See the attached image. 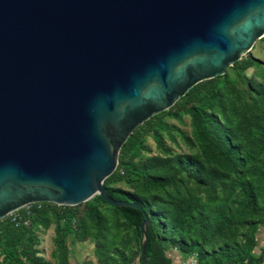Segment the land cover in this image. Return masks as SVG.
Segmentation results:
<instances>
[{"label": "water", "instance_id": "water-1", "mask_svg": "<svg viewBox=\"0 0 264 264\" xmlns=\"http://www.w3.org/2000/svg\"><path fill=\"white\" fill-rule=\"evenodd\" d=\"M262 37L264 0H0V221L94 196L139 209L103 186L127 138Z\"/></svg>", "mask_w": 264, "mask_h": 264}, {"label": "rangeland", "instance_id": "rangeland-1", "mask_svg": "<svg viewBox=\"0 0 264 264\" xmlns=\"http://www.w3.org/2000/svg\"><path fill=\"white\" fill-rule=\"evenodd\" d=\"M209 82L210 93L199 88L187 104L164 111L139 136L131 134L128 157L117 163L127 174L103 183L150 206L160 252L170 264L192 253L203 264L253 262L264 249V37ZM191 107L213 118L214 136L225 134L244 156L235 172L203 155L193 138ZM156 179L170 183L152 188L148 181ZM93 198L70 207L78 216L71 224H59L46 211L24 233L3 236L0 264H140L135 229Z\"/></svg>", "mask_w": 264, "mask_h": 264}, {"label": "trees", "instance_id": "trees-1", "mask_svg": "<svg viewBox=\"0 0 264 264\" xmlns=\"http://www.w3.org/2000/svg\"><path fill=\"white\" fill-rule=\"evenodd\" d=\"M199 88H204L206 93H210L212 91L211 82L209 80L203 81L194 87H192L181 99H179L173 107L179 105L187 104V99L191 96V94H195ZM171 107V108H173ZM192 127H193V138L199 145L203 155L213 161L215 164L219 165L224 171L228 173L235 172L237 167L244 164V156L240 155L238 150L231 146L227 136L225 134H219L214 136L211 132V127L213 124V118L206 116L200 109L196 107H191L187 109ZM164 112L153 116L148 121L143 123L137 129L133 131L132 134H136L139 136V131L144 127L149 125L152 121L161 116ZM133 135L129 137L126 141L125 145L118 151V163L122 162L128 157V152L126 145H130L133 143L132 141ZM127 174L126 169L121 165L117 164L115 171L111 174L110 177L115 175L123 176ZM106 178L103 183L107 181ZM169 180H149L148 184L152 188H162L168 185ZM107 195L114 200H127L135 203L139 209L131 208V207H113L105 203L99 196H94L93 201L98 206L108 205L116 210L123 220L132 228L135 229L136 235L141 238L140 234V224L144 221V216L146 215L148 218V224L145 227V260L146 264H170L166 258H164L160 252L159 248V231L154 224V219L156 215L153 211H151L150 206L145 202H140L132 195L123 193L120 190H115L112 188H105ZM45 206H49V204H42ZM94 211L89 215V217L93 220L96 218V206L92 208ZM33 215L30 217V223L28 226L17 225L11 222L9 217H5L0 221V239L5 236L9 237L12 233L23 232L29 230L31 224L37 220L44 212L51 211L54 218L58 221V223L63 225L64 222L71 224L72 220L75 219L76 214L75 211H72L68 206H54L52 209H38L37 205H34L32 208ZM20 215L24 216L25 213L22 209L17 211ZM141 253V250H140ZM264 257V249L261 252V257H258L253 262H240L237 264H260L262 258ZM199 263L203 264L199 259ZM140 264H143L140 256Z\"/></svg>", "mask_w": 264, "mask_h": 264}, {"label": "built area", "instance_id": "built-area-1", "mask_svg": "<svg viewBox=\"0 0 264 264\" xmlns=\"http://www.w3.org/2000/svg\"><path fill=\"white\" fill-rule=\"evenodd\" d=\"M44 203H35V204H30L26 205L25 207L22 208L24 211L25 215L22 216L20 215L17 211H14L13 213L9 214L7 217L11 219V222L17 225H23V226H28L30 223V217L33 215L32 208L34 205H37L38 209H52L54 206L59 207L58 205L52 204V203H47L49 206L42 205ZM177 261H181L180 264H201L198 261V257L195 253L190 254L187 256L185 260L181 258L180 255L177 256Z\"/></svg>", "mask_w": 264, "mask_h": 264}]
</instances>
